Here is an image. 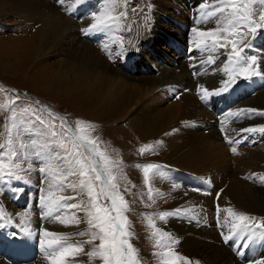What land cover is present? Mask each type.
I'll list each match as a JSON object with an SVG mask.
<instances>
[{"label":"bare ground","instance_id":"1","mask_svg":"<svg viewBox=\"0 0 264 264\" xmlns=\"http://www.w3.org/2000/svg\"><path fill=\"white\" fill-rule=\"evenodd\" d=\"M151 1L154 3L153 0ZM56 2L57 0H54L55 4L48 0H2L0 2V19L11 15L15 19H21V23H31V27L35 29L31 47L25 55L31 69L39 68L40 74L37 76L41 81L36 82V88L60 94L77 110L92 117L95 122L96 120L109 121L120 116L126 120L134 138L138 137L139 141L148 144L159 142L164 147L160 161L172 168L166 172L170 173L173 180L178 176L181 178L182 181L174 180L178 182L179 187H185L178 190L179 193L176 192L175 207L169 212L171 214L167 222L168 227L165 228L177 242L178 250L180 249L182 254L199 259L200 264H239L229 249L242 252V249L237 246L236 239L242 240L244 237L241 231L233 228V224L240 222L235 215L226 211L231 208L235 213H245L254 218L245 223L254 226L256 238H259V247L249 248L252 254L248 257L245 254L244 263L257 264L264 259V238L260 237L261 230L255 229V224L259 223V217L264 215V182H261L264 181V147L260 148L261 145L258 144L254 149H242L240 141L246 136L244 141L247 147L255 144L253 135L248 136L249 132L243 133V138L239 139L240 129L264 125V88L256 86L254 91L251 90V93L255 92L254 95L244 101L233 100L235 105L232 106L234 104L232 103L226 107V109H232L231 113L221 118L219 122L215 121L219 129L215 128L214 118L210 112L197 101V97L189 93L196 91L207 99L212 97L211 102H215L220 97L219 105L230 101L221 99L223 93L217 92L220 87L225 86L222 75H227L229 78L224 71L225 66L230 72L233 68V65L228 62L225 50L207 49L203 42H201L202 47L198 49L193 43V41L200 42L197 35L193 33V28L208 30L216 26L215 18L208 19L201 11V6L208 2L206 0L171 1L174 2V7L165 5V13L157 12V6L154 4L152 8L154 15L168 17L162 23L160 22L162 26H167L166 24L171 22L166 29L169 33H166L162 40L167 39V43L174 40L177 47L175 43L172 47H162L158 39L161 27L157 25L159 23L157 18L151 20L152 25L150 24L148 36L142 40H136L137 44L127 47L123 45L120 38L123 35L120 32L124 30L122 27L124 20L120 17L123 5L118 0H83L80 3L77 0H64L63 5ZM199 8L200 11H198ZM61 9L66 13L62 14ZM101 11L111 12L112 15L120 18L115 20L110 28L83 31L93 23L92 14H98ZM197 11L199 16L195 18L194 14ZM205 19H208L207 23L203 22ZM163 22L167 23L163 24ZM173 28L177 31L176 33ZM81 34L84 36L81 37ZM253 38L255 40L250 41L248 49L257 51L259 58L255 68L256 74L248 80L245 79L247 88L253 77L259 76L264 79V48L262 46L264 41L261 39L262 36L260 38L253 36ZM92 42L100 44L110 54L108 62H105L104 58L98 54ZM158 43L162 47L161 55L163 56L157 59L154 48L158 47ZM187 47L193 55L185 61L183 58L187 55L186 52L188 53ZM131 49H134L137 59L140 58L150 65L149 69H140L136 62L127 70L125 69V64H129L128 55ZM228 49H231L230 43ZM179 53L184 56L179 57ZM166 54L168 58L162 64ZM210 55L216 58L213 64L208 61ZM194 56H200L198 62H206L202 64L203 67L211 64L196 79H192L186 70V67H192L195 64ZM54 57L59 58L53 61ZM118 60L120 63H117ZM180 61L183 62L182 66H178ZM131 68H133L132 73ZM233 76L235 82L244 80L242 75H236L234 72ZM232 84L229 85L232 86ZM201 85L203 88L200 87ZM168 95L174 98V103H168ZM249 108L256 109L257 112L252 115L241 111ZM243 114L245 117L246 114L252 115L255 119L248 118L238 122L239 118H243ZM256 132L258 136L255 135V139H258L261 132ZM222 134L223 137L227 135L230 139L235 138L232 147L237 149V154L232 153V147L227 150V147L222 144L220 139ZM131 140L130 142L133 143V138ZM139 141L133 144V149L140 147ZM120 146V144L117 145V148ZM136 151L139 152V150ZM32 190L30 187L23 191L24 194L21 193L23 198L19 201L31 203L29 197L32 195ZM43 192L46 194L45 191ZM9 193L10 191H7L8 197L12 199ZM54 193L57 194V192ZM33 200V204H40L38 198L34 197ZM217 204L221 209L219 216L216 210ZM178 208L181 211L175 212ZM5 209L11 213L15 211V208L8 204L5 205ZM62 211V209L53 208V215H49L42 207L30 209L27 219L21 225V235L25 242L36 249V253L41 251L40 253L44 255L39 242L41 239H47L43 236L45 230L64 234L69 244L79 241L71 240V233L77 228V224L69 219L71 213L63 216L66 223H61L55 218ZM0 222L7 226L6 231L12 232L14 224L11 220L1 221L0 219ZM215 228L224 235V239L226 236L229 238L219 239ZM30 231L38 239L31 240ZM224 242L229 245V248L223 245ZM0 243V264L42 263L32 259H17L4 252L2 246L9 243L5 234L0 233ZM80 257L81 254L74 258L69 256L66 264H77Z\"/></svg>","mask_w":264,"mask_h":264},{"label":"rangeland","instance_id":"2","mask_svg":"<svg viewBox=\"0 0 264 264\" xmlns=\"http://www.w3.org/2000/svg\"><path fill=\"white\" fill-rule=\"evenodd\" d=\"M1 1L2 0H0V2ZM48 1L53 3L51 0ZM118 1L123 5L122 11L124 12L123 13L120 11V17L122 16L121 19H125L123 26L124 32L120 38H122L123 42L126 43V47L128 45L137 44L136 40H142L149 35L151 29L150 24L152 25L151 20H155L154 18L158 19L159 23H157V25L159 28L161 27V30L158 33V39L160 40L162 47H172L176 44L174 40H170L171 43H167V39L162 40L164 35L169 33L166 29L168 25H171V22H163V24L167 23V26L164 27L161 23L168 17L162 18L160 15H154L152 11V8H154L155 4L157 6V12L161 11V13H165L166 10L164 6L167 5L168 7L172 8L174 7V2L176 0H170L169 2L167 0H153L154 3L151 0ZM206 1L208 2V5H212L214 2V0ZM253 7L256 11L257 23H259L258 15L261 10H264V2H262V0H253ZM133 10L135 12H142L140 13L139 17H133ZM169 11L172 12L170 9ZM198 11H200V8ZM198 11L194 14L195 18L199 16ZM61 13H65L64 10L61 9ZM67 16L69 17L68 14ZM16 19L11 15L0 19V144L4 145V148L0 149V153H2V155H0V175L4 174L9 168H15L16 175L19 177L15 179L22 181L23 184L32 186L33 197H39V190L45 191L46 194L51 190L53 192H57V194L55 193L56 195H62L64 197H72L76 195V193H74L70 188L60 191L57 187V185L60 183H78L80 179L78 176H67V179L63 178L66 173H60L58 171L59 168L63 167V165L58 160V155L63 156L65 154V149L61 147V144L65 143V138H67L66 146L68 149H71L77 121L84 122V125H92L94 126V131L91 133L92 137L99 138L96 141L98 150L103 151L106 156H108L112 161L116 162L115 165H110V168L113 174L117 176L116 183L119 185L118 190L127 201V211L124 214L130 221L129 231L133 233L132 237L130 238V243H132L137 249V259L139 264H162V257L155 255V253H163L165 251L164 245H169V248L176 254L177 264H186V261L187 264H200L198 261L199 259L190 258L182 254L180 249L178 250L179 246L177 242L165 229L168 227L167 222L169 220V216L164 217L163 219H161L160 216V213L165 211L170 212L174 209L176 202L175 200L177 199L175 196L177 193H179L178 190L180 191L181 189L185 188L179 187L178 182L174 181L176 179L178 181H182L179 176L173 180L169 173L166 172V170H170L172 168L160 161V159H162L164 147L159 142L148 144L139 141V139H137L138 137L134 138V134L127 126V122H125L126 120L124 118H120V116L109 121L99 122L96 120L95 122L92 117L84 114L80 110H77L72 104L67 102L66 99L61 97L60 94L38 90L36 88V82L38 80L39 82L41 81V79H39L37 76V74H40L39 68L31 69L25 55V53H27L28 49L31 47V41L34 38L32 34L35 29L31 27V23H21V19ZM173 21L178 22L177 20ZM126 22L139 27L132 28L133 32L131 34H133V36L128 34L130 33V30ZM138 22L142 24V27H140L141 25L138 24ZM154 24L155 23L153 22V25ZM174 32L176 33L177 31L174 29ZM83 36L84 35L81 34V37ZM253 36L256 38H260L262 36L261 39L264 41V30H259L255 35L249 33L245 39V44L249 45L250 41L254 39ZM179 38H181V36H179ZM86 41H88V39H86ZM131 41L134 42L128 44V42ZM160 46L161 45L158 43V47L154 48L156 53L155 57H157V59L163 56L161 55L162 47ZM262 46L264 48V43H262ZM239 47L243 48L244 45L241 44ZM99 48L103 51V53L101 54V50L96 47L98 54L104 58L105 62H108L110 54L104 50L100 44ZM247 49L248 47L244 49L242 55L248 58L255 57L256 65L254 67L257 68V61L259 58L258 52ZM186 54L188 53L186 52ZM178 55L181 58L184 56L182 53H179ZM200 56H194L193 63L201 64L197 69H195V64L192 65L194 69L192 72H202L206 67L213 64L211 63L203 67L202 64H205L206 62H198ZM128 57L129 64H125L126 70L135 62L136 65H139L140 69L150 68L148 63L142 61L140 58L137 59L134 49L130 50ZM164 57L165 58H163L162 64L166 58H168V55L166 54ZM58 58L59 57H54L53 61L58 60ZM117 63H120L119 60ZM181 64H183V62L180 61L178 66H182ZM168 65L170 66L171 64ZM26 70L27 72H25ZM36 70L39 73H37ZM132 70L133 68L130 70L131 73ZM222 78H224L225 81L229 79L227 75H222ZM49 80L48 83L50 82ZM246 80L244 79L243 81L241 80L239 82L233 83L232 85L235 84L239 86V91H234L233 95L230 97L227 95L223 97V93L221 99L230 100V103H234L233 100L244 101L245 99L254 95L255 92L251 93V90L254 91L256 86H261V89L264 88V79L259 76L253 77V79L250 80L248 88L246 86ZM227 87L231 88L232 86L228 85ZM168 96V103L173 102L174 98L171 95ZM233 105H235V103L232 104V106ZM49 113H52L56 117L66 119L67 124L70 126V130L68 132H64V130L60 127V119H57L55 124L58 135L56 137L51 136L50 126L52 125L53 120ZM252 115L250 116L249 114H246L245 117L243 114V118H239L238 122H243L248 118L254 120L255 117ZM40 121H43V123ZM8 129H10V131H8ZM255 132L256 131L248 133V136L253 135L254 137V146L247 147V144H245L242 149H254L258 144L261 145L260 148L264 147V133H261V136L258 139H255V135L258 136V132ZM243 133L244 132L239 133V139L243 138ZM132 138L133 143L130 142ZM138 141L140 142V147L138 149H133V144H137ZM119 144L121 146L120 148H117V145ZM147 144L152 146V151H146L143 154L140 151H136L140 150L141 147H144ZM81 151L85 150L81 149ZM13 152L16 153L15 158L12 155ZM131 152L135 153L132 154ZM34 159L40 162L42 161V163L34 164ZM96 159L99 161V157ZM149 162L160 165V168L156 170H150L147 179H145L143 165H146ZM42 166H47L48 168L49 178L47 179L45 178L44 173H42L40 170L37 171ZM6 178L8 177L5 176V179ZM261 182L263 183L264 181ZM23 184L18 186L23 187L24 189ZM188 189L192 190L190 188ZM5 192L7 195V191ZM9 194L12 195L11 192ZM20 196H22V194ZM38 199L40 200V198ZM87 199L88 197L86 193H82L77 197L78 201ZM72 202L73 201L71 200L68 201V203ZM27 210L28 209L25 207L20 209L15 208V211L12 213L6 210V216L11 217V219L14 220V223L16 222L20 227L21 224L27 219ZM72 211L75 212L81 220V223L77 225V228H75L76 230L74 229L71 233V240L77 239L83 244V253H81V257L79 261H77V264H103L102 259H100L98 256L91 259L87 256V252L91 251L95 245L99 244L98 239L88 243V241H91V232L96 231V229L89 228L82 211L71 210V212ZM2 213L4 214L5 211L2 210ZM6 220L9 219L6 218ZM260 221H264V215L259 217L258 222ZM38 230L40 231L39 228ZM82 231L85 233L84 235H75L76 233ZM241 232L243 233L244 238L239 240V243L243 242V244L248 245V241L250 240L248 239V234L244 231ZM29 235L33 241L38 239L34 234L33 236L35 238H33L32 232L29 233ZM256 235L257 234L254 231V238H252L253 240L256 239ZM221 236L222 240H226L224 239L223 234H221ZM22 238H24L23 235ZM219 239L221 238L219 237ZM27 240L28 238L26 241ZM244 240L247 241L245 242ZM158 242L160 247H156ZM26 243L29 244L28 242ZM48 263H50V261L45 258L41 264Z\"/></svg>","mask_w":264,"mask_h":264},{"label":"snow or ice","instance_id":"3","mask_svg":"<svg viewBox=\"0 0 264 264\" xmlns=\"http://www.w3.org/2000/svg\"><path fill=\"white\" fill-rule=\"evenodd\" d=\"M57 2L62 5L64 4V0H57ZM77 2L80 3L83 0H77ZM201 10L208 19L215 18L214 22L216 26L208 30L193 28V33L197 35L198 41H200H193V43L196 44L198 49L201 48V42H203L204 47L207 49L216 51H219V49L225 50L229 64L233 65L231 72L227 66L224 68L229 79L224 82L225 87L219 89V92H225L228 90L227 86L230 83H235L233 72L236 75H242L244 79H249L252 75L256 74L254 67L256 65V58L245 57L242 55V52L249 46L245 44L247 35L249 33L255 35L259 30H264V10L259 12V23H257L253 0H214L212 5L204 3L201 6ZM119 18L118 16L112 15L111 12L101 11L98 14L93 13V23L88 29H84L83 31L87 32L110 28L113 22ZM208 19L203 20V22L207 23ZM209 41L210 43H208ZM229 43L231 44L230 50L228 49ZM241 44L244 45L243 48L239 47ZM215 59L211 55L208 57L210 63H214ZM200 87L203 88V85ZM205 91L208 90L205 89ZM201 98L203 99L204 97ZM241 111L247 113L257 112L256 109L252 108ZM49 115L52 116L53 120L50 126L51 136L56 137L58 135L55 124L57 119H60V127L64 132L70 130L66 119L56 117L52 113H49ZM40 122L43 123V121ZM76 123L77 126L74 131L71 149H68L66 146L67 138H65V143L61 144V147L65 149V154L63 156L58 155V160L63 165L58 171L60 173H66L63 177L64 179H67V176H78L80 179L78 183H60L57 185L60 191L70 188L76 195L64 197L62 195H56L51 190L47 194H44L42 190L40 205L49 215H53V208L62 209L61 214L55 216L61 223H66L63 216L71 213L69 216L70 221L78 225L81 223V220L71 210L82 211L84 213L89 228L96 229V231L91 232V241H88V243L97 239L99 240V244L87 252V256L90 259L98 256L102 259L103 264H139L137 249L130 243V238L133 235L129 231L130 221L124 214L127 211V201L118 190L119 185L116 183L117 176L113 174L110 168V165H115L116 162L106 156L103 151L98 150L96 141L99 138L92 137L91 135L94 131V126L84 125L82 121H77ZM239 131L244 133L253 131L264 133V125L242 128ZM225 139L230 144L234 143L227 135ZM2 148H4V145L0 144V149ZM81 149L85 151H81ZM139 151L142 154L146 151H152V146L145 145ZM231 151L233 154H237L235 147H232ZM12 155L14 158L16 157L15 152ZM97 157H99V161L96 159ZM98 162L101 164L100 167H97ZM159 168L160 165L155 163L143 165L145 178L147 179L150 170ZM40 171L45 174L46 179L49 178L47 166H42ZM5 176L9 179L19 178L16 175L15 168H9L4 174L0 175V181H4ZM18 191L23 190L18 189ZM82 193H86L88 199L78 201L77 197ZM69 200L73 202L68 203ZM216 210L219 216L221 211L219 204H217ZM179 211H181L179 208L175 210V212ZM226 211L235 215L240 222L239 224H233V228L246 232L248 239H252L254 237L253 225L244 222L252 221L254 218L245 213H235L231 208L226 209ZM170 214L167 211L160 213L161 219ZM255 229H260V237L264 238V221L256 223ZM84 234L82 231L75 235ZM43 236L47 239H41L39 243L44 250L45 258L50 261V264H66L69 256L74 258L83 253V244L81 242L69 244L64 234L45 230ZM228 238L227 236L225 237V239ZM156 247H160L159 242ZM164 248L165 251L163 253H155V255L162 257V264H177L176 254L169 248V245H164ZM257 264H264V259L258 261Z\"/></svg>","mask_w":264,"mask_h":264}]
</instances>
